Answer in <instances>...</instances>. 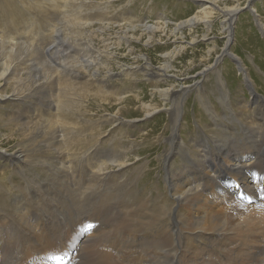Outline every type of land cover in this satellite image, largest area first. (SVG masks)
<instances>
[{"label": "rangeland", "instance_id": "obj_1", "mask_svg": "<svg viewBox=\"0 0 264 264\" xmlns=\"http://www.w3.org/2000/svg\"><path fill=\"white\" fill-rule=\"evenodd\" d=\"M118 1L114 0L115 4L112 3L109 8L119 6L121 3ZM145 1L140 7L131 5L124 10L130 12L129 15L141 8L145 10L142 16L144 14L146 17V26L157 23L156 18L163 16L166 27L154 33L140 31L138 28L127 33L132 35L130 44L135 55L141 54L148 61L137 60L139 74L136 79L139 82L135 86L130 82L131 86L127 87L123 96L116 92L120 84H111L105 88V99L98 96L97 100L107 101H100L101 104L78 101L77 107L71 109L69 121L62 120L53 108L46 106L49 102L63 100L59 91H63L66 81L60 78L51 84L41 82V79L46 80L42 75L44 70L55 75L59 73V66L53 63H46V68L41 66L43 56H40L39 51L34 50L32 53L29 37L27 40L20 38L21 42L17 46L20 45L11 54L7 44L9 40L6 37L1 39L0 73L4 68L1 63L6 60L16 62L19 66L14 63L9 76L0 80V95L23 97L35 94L38 99L34 104L26 97L21 102L13 99L0 102V148L8 156L16 151L25 156L20 165L0 162V223L19 227L25 221L27 225L23 227L30 229L29 234L34 241L38 240L37 234L41 228H58L59 231L55 237L50 236L54 239L45 238L46 242L44 238L39 239V242L42 241L36 253L27 251L29 255H26L27 252H23L26 253H22L25 258L13 264H65L63 260H71L72 252L67 251L66 255L59 251L54 253L51 244L57 241L55 246L61 250L66 239V244L89 241L92 247L103 252L96 256L110 255L108 258H112L111 264H251L248 259L253 251L251 238L237 233L234 228L237 213L241 211L234 206L236 200H231L225 189L211 187V173L207 168L196 174L191 172V165L203 155L202 147L204 144L209 145L213 136L211 133L223 134V138L234 134L233 140H237L238 120L249 115L248 109L244 107L250 91L259 97V102L264 100V0ZM205 4L213 7L211 16L195 22L191 32H188L186 26L181 28L182 32L174 31L176 23L194 19L198 15V5ZM252 9L256 17L251 13ZM151 10L154 12L149 15ZM67 19L70 20L69 17H59L55 27L60 30L61 38L67 35L66 40L72 51L71 47L63 48L59 40H56L54 45L57 46L52 58H55L56 64L62 65L63 54L79 62L88 53L91 60H97L94 68L102 75L104 71L98 63L108 61L105 59L108 54H103V46L99 37H95L94 27L84 28L82 38L71 37L70 28L75 31L78 29ZM87 31H93V34H87ZM112 31L116 30L113 28ZM112 31L106 33L113 35ZM106 41L113 43L115 40ZM35 47L41 48L37 44ZM223 51L230 54L231 58L224 56ZM108 52L114 54V63L109 61L107 66H102L105 71H113L108 75L112 82L118 78L121 66L129 67L134 60L122 47L110 46ZM220 54L223 58L217 62L216 57ZM27 59L31 62L28 65ZM145 63L149 64L146 75V71H143ZM237 63H241L240 73L235 66ZM57 67L58 71L55 70ZM153 71L165 81L148 80ZM80 72L82 76L72 83L81 84L89 80L84 71ZM244 73L245 76L242 75ZM259 80L263 84H259ZM85 83H89L91 88L102 86V83L100 85L93 81ZM66 85L69 86L70 82ZM79 93L83 95L82 91ZM81 104L83 109L78 118L76 110ZM153 110L156 113L145 117ZM246 111L248 115H245ZM213 114L217 116V119L214 118L216 122L211 118ZM88 123L95 129L101 150L110 149L112 154H123L119 146H115L122 141L126 142L124 151L127 153V158L122 155L124 158L120 157L121 160L113 162V165H119L107 167L103 175L97 173L99 178L92 183L86 180V169L79 168L75 162L71 166L72 172L65 177L62 172L59 173L55 163L60 130L64 131L67 126L83 129ZM14 160L15 157L11 161L14 163ZM218 160L224 165L223 169L229 171L228 158L223 156ZM250 160H244V164ZM172 179H175L176 184L170 188L169 181ZM232 179H235L234 176L229 174L224 181L232 183ZM197 182L201 186H195ZM89 186L101 197H94L96 204L86 201L85 206L84 192L87 191L85 187ZM188 186H192L193 190L188 192L186 198L193 196V204H187L186 200L178 203L176 197L180 198ZM79 203L85 206L83 210L87 212L80 218ZM171 222L177 227L173 228ZM194 234L199 235L197 240L193 239ZM87 256L94 259L93 248H88ZM0 264L3 263L0 261Z\"/></svg>", "mask_w": 264, "mask_h": 264}, {"label": "bare ground", "instance_id": "obj_2", "mask_svg": "<svg viewBox=\"0 0 264 264\" xmlns=\"http://www.w3.org/2000/svg\"><path fill=\"white\" fill-rule=\"evenodd\" d=\"M144 1L145 0H119L118 3H121L119 6L109 8L112 5V3L115 4L114 0H0V26H1L0 32L2 34L1 35L2 37L0 36V41H1V39H3V37H6V39L9 40L7 44L10 46V54H11V53H14L15 50L20 45L19 44L17 46V44L19 42H21L20 38H25L27 40L29 37L31 40V41L29 40V43L32 42L30 45V47H31L30 50H32V53H34V50L37 52L39 51L40 56H43L42 60H41V62H42L41 66L46 68L48 63H53L55 66H59V73L56 72V74L54 73L55 75H52L53 74L52 73L51 74L52 76L49 74L48 71L44 70L42 75H44V77H45L44 79H46V80L41 79L42 80L41 82L43 84H44V82H48L49 84H51L52 81H55V80L58 81V79H60V78H62V80L66 81L65 84L63 85L64 86L63 91L65 90V93L62 91V89H61V91H59V94L62 95L63 100L62 101L58 100L59 103H58V101H56V103L49 102L48 105H46V106H47V108H53L56 111V114H59L58 117L61 118L62 120L69 121L71 109L77 107L78 101H80V100L82 102L84 101L83 103L97 102V104H101V102H107L106 100H104L105 97H103V96L106 95L105 88L107 89V87L110 86L111 84L117 83V85H118V83H119L120 86H119V88L117 87L116 92H118L120 95L122 94V96H123V94L127 90V87L131 86L130 82L132 84H134V86L136 85L135 83L139 82V80L136 79L137 75L139 74V70H138L139 66H136V65H139V63L137 64V62H138L137 60L141 59L142 62H148V61H147L146 57L142 56L141 54L140 55L137 54V56L135 55V51H133V46H131V44H130L132 42V40H131L132 35L129 36L127 33L130 30L133 31V30H136L137 28L140 31H150L151 33H154V32L164 30L166 27V22H164L165 18L163 16H160V18H158V17L156 18L157 20H155V21H158L157 23H152V24H149L148 26H146L148 24V23H144L146 17H144V14L142 16V12L145 10H143L141 8V10H137V12L133 15H129L130 12H128L127 10H124V9H126V7L131 6V5H133V6L138 5V7H140V6H142ZM150 1H153V0H150ZM176 1H178V0H176ZM191 1H193V0H191ZM200 1L201 0H199L197 2H200ZM208 2H211V1H208ZM192 3H194V2H192ZM85 5H87L86 8H84ZM168 5H171V4H168ZM209 5H210V3H209ZM122 6H123V8H121ZM198 6L199 7H197V9H198L197 14L202 15V16L197 15V16H194V19L192 18L189 20H185V21L176 23L174 28H173L174 31L180 30V32H182L181 28L186 26L189 29L188 32H191L192 29L194 28L193 25L195 24V22H197L198 20H203V19L206 20L207 17L212 15V11H213L212 6L211 7L206 6V4L205 5H198ZM149 8H151V7L149 6ZM77 9H79V11H75ZM153 12H154V10L153 11L151 10V12H149L150 13L149 15H152ZM251 13L254 14L256 17L255 11L253 9L251 10ZM74 14H76V15H74ZM59 17H62V19L69 17L70 20L67 19V22L73 23V26H75L78 29V31H75V30L70 28L69 33L71 34V37L73 36V37H79V38L81 37L82 38L81 35H84L83 34L84 28L94 27L95 32H96L95 37L96 38L99 37V39L102 43L103 54H108L107 58H105V59H108V61L105 62L103 60L102 63H98L99 66L101 67L102 71H104V72H101L102 75H100V73L98 74L97 70L94 68V67H96L97 60L96 61L91 60V58L88 57V53L85 54L86 55L85 59H81L79 62H77L74 57H70L69 55L63 54L62 57H64V63H63L64 65L63 64L61 65L58 63L56 64V62L54 60L55 58H52V56H54V52H55L54 50L56 49V46H57V45H54L55 41L59 40V42L63 45V48L64 47H71L70 43L66 40L67 35H65L66 37H64V35H62V38H61L59 36L61 33L60 30L56 29V27H55L56 26L55 22L56 21L58 22ZM203 17H205V18H203ZM113 28L116 31H112ZM258 29L262 30L260 28H258ZM110 31L113 32V35L106 33V32H110ZM87 34H93V31L92 32L87 31ZM120 35H124V36L121 37ZM88 38H90V36ZM107 39H114L115 41L113 43H107V41H106ZM137 41L138 40H136V42ZM35 44L40 45L41 48H39V47H38L39 49L36 48ZM190 44L191 43H188V45H190ZM110 46L116 47V48L122 47V49L124 51L127 50L128 54L130 56H132L133 60H134L130 65V66H132L131 68H130V66L128 67L126 65L121 66L122 69L119 72V74L117 75L118 78L112 82H110L111 80L108 79V75L113 71H110V69L105 71V68L102 66V65L107 66L109 64V61L114 63L113 62L114 54L108 52ZM71 51H72V47H71ZM222 53L224 56L231 58V55L228 54L226 51H223ZM7 58H9V57H7ZM70 58H71V60L67 61ZM222 58H223V56H222V54H220L216 57V61L221 62ZM47 59H49V60H47ZM24 60H25V58H24ZM14 63H16V62H12L9 60H6L5 62L1 63V65L4 68H3L2 72L0 73V80H5L7 78V76H9L11 69L14 67ZM30 63H31L30 60L27 59V65ZM237 64L235 66H236L238 72L240 73L242 71L241 63H237ZM65 65H67V66H65ZM145 65L146 66H144L143 71L144 70L146 71V73H145V75H146V74H148V71L146 70V68H147V66H149V64L145 63ZM15 66H19V65H17V63H16ZM49 67H50V64H49ZM36 70H38V69H36ZM55 70L58 71V67ZM80 71H84L89 80H87V81L84 80V82L81 84L78 82L72 83V81L74 79L80 78L82 76ZM242 75L245 76V73ZM37 77L41 78L42 76H37ZM151 79L154 82H161L162 83L163 81H165V80H163L162 76L158 75L157 73L155 74L154 71H153L152 75L150 73V77L148 80H151ZM89 81L90 82L91 81L96 82V84H100V85L102 83V86H105V87L97 86V87L91 88V85L89 83H85V82H89ZM68 82H70L69 86L66 85V83H68ZM258 82H259V84H263V82L261 80H259ZM259 84H258V86H259ZM37 85H39V84H37ZM111 88H112V86H111ZM114 88H116V87H113V89ZM45 89H46V87L43 88V90H45ZM129 90H130V88H129ZM80 91H82L83 95H80V93H79ZM46 94H47V92H46ZM100 95L104 99L97 100L98 96H100ZM13 97H9V96L5 97V96L0 95V102H1V100H8V99H11V101L13 99V101H15V102H17V101L21 102L22 99H24L26 97V99H29L31 104H34V101H36V99H38V97H36L35 94H32V95L27 94V96H23V97L15 95ZM258 98L259 97L256 94H254L252 91H250L249 98L245 102V107H244L245 109H248L249 115L247 114V111H246L245 115L247 114L248 116L247 117L245 116V118L242 117L243 119L240 118L238 120L239 121V130H238V135L236 133V136H237L236 139L237 140H235V141L233 140L234 137L232 135H234V134H230V137L225 136L223 138V136H222L223 134L221 135L218 132H217L218 134L211 133L213 136H211V138L209 140V145L204 144V146L202 147L203 148L202 149L203 155H200V159H198L197 162H193V164L191 165V167L193 168L191 170V172H196V174H198V173L200 174L203 169L207 168L208 171L211 173L210 174L211 177L209 179V184L211 183V187L213 189L216 188L219 190L225 189V191H228L227 192V195H229L228 197L231 198V200L233 199V201H234V199L236 200L237 203L235 202L236 204H234V203H232V204H234V206H236V208H239L241 211L237 213L236 225H234V228L237 229V233H239V234L242 233L246 237L251 238L250 243H251V247H252L253 251H252V254L248 257L251 264H264V100H263V102H262L263 104H262L261 102L258 101L259 100ZM86 100H88V101H86ZM73 103L75 104L74 107H72ZM82 109L83 108H82V104H81L79 109L76 110V112L79 113L78 118H80L79 116L81 115L80 112H82L81 111ZM242 111H244V110H242ZM173 112H175V111L173 110ZM89 113H90L89 115H92L91 112H89ZM153 113H156V112H154V110H153L150 113H148L145 117H150ZM173 115H174V117L172 118V121H173V125H174L175 124V120H174L175 113ZM242 115H244V114H242ZM212 117H213V119L215 117L217 119V116L214 114H213V116H211V118ZM231 117H232V115H231ZM238 118L239 117H237V119ZM216 119H214V122H216ZM82 128L83 129H81L79 127H75V126L72 128H69L67 126L64 131L60 130V132L58 134V137L60 139L58 140V142H57L58 144H57V147L55 149L57 151L55 163L58 166L59 173L62 172L63 177H65L66 174H70L72 172L71 166L73 165L72 163L75 162L79 166V168L84 167L86 169V171H85L86 180L88 183L89 182L92 183L94 180H97L96 178H99V175L97 173H100V175L101 174L103 175L104 172H106L108 170L107 167L113 168L116 165H119L117 163H116V165H113V162H117V160H121L120 157H122V155L126 156L127 153H125V151H124V149H125L124 145H126V142L120 141L115 145V146H119L121 151H123L122 152L123 154H117L114 152L112 154L110 149L101 150L99 148V147H101V145L98 142L95 129L93 128L91 123H88V125L86 127H82ZM220 128H221V126H220ZM222 132H223V130L221 131V133ZM217 136H219V137H217ZM121 140H123V139H121ZM111 146H112V144H111ZM204 148H205V150H204ZM207 149L209 150L208 152H207ZM204 152H205V154H204ZM0 153H3L2 154L3 157L0 156V162H2V163L6 162L10 165L11 164H17V165L19 164L20 165V163H23V161H24L22 158L25 157L24 154L20 151H16L12 155L8 156V153H6L5 151H3L0 148ZM223 156L228 158V161L230 163V167H228L229 171H225L223 169L224 165L220 162V160H218L220 157L223 158ZM13 157H15V159H16V160H14V163L11 161L13 159ZM122 158H124V156ZM126 158H127V156H126ZM249 159H251L249 161V163L244 164V162L246 160H249ZM229 174H231L235 178V179H232L233 180L232 183H230L229 180H228V182L224 181L226 178V175H229ZM222 179H223V185H222ZM174 180L172 179L169 181V187L170 188H173V186L176 184V181H174ZM104 181H107V180L105 179ZM41 184H42V182H41ZM195 184H196L195 186H198V187L201 186V184H199L198 182ZM87 185L88 184H85L84 186H87ZM95 187L97 188V186H95ZM90 188H91L90 186L85 187V189L87 190L84 192V194H86L85 195L86 200L84 202L85 206H87L86 201H88L89 204H91L92 202L95 203L96 199H94V197L98 196V193H96L95 191H92V188L91 189ZM191 188H192V186H188V188L185 189V191L182 193V195L179 196L180 198L176 197L175 200L178 203H180V200H183L184 202L186 200L187 204H189V205L193 204V200H194L193 196H190V197L188 196V198H186V195H188V192L193 190ZM194 189H196V187ZM100 197L101 196L99 195L98 199ZM173 197H174V195H173ZM226 198H227V196H226ZM101 200H102V198H101ZM80 202H81V200H80ZM79 204H80L79 205L80 211H79L78 215L80 218V217H84L85 216L84 214H86L87 212H84V210H83L85 206H83L81 203H79ZM168 209H170V206ZM164 210L165 209L162 208L163 212H164ZM11 222H9V224ZM22 223L23 224L20 225L19 227L17 225H14V224L1 225V223H0V261L3 264H13L14 261L16 262L18 259H22V257L25 258V256H23V255H25L26 253L24 254L23 252L30 251L31 253H34V251H35V253H36V248H37V246L40 245V243L42 241L41 240L39 242L38 240L44 238V241L46 242V239L47 240L54 239L53 237L50 238V236H54L56 234V232L58 231V228L57 229L56 228L44 229V228H41V226H40L41 229L40 228H38V229H40L41 232L39 234H37L39 236L38 240L34 241L33 237L30 236V234H29L30 229H28V227H23L24 225H27V223L25 221H22ZM15 224H17V223L15 222ZM171 225L173 228L177 227V225H174L172 222H171ZM69 228L70 227H68V229ZM180 229H182V228H180ZM72 231H70V232H72ZM32 233H33V231H32ZM58 233H59V231H58ZM64 234H65V232H64ZM67 235H68V233H67ZM194 236L195 237H193V239L197 240L199 235L194 234ZM57 239H58V237H57ZM66 240L68 241V239H66ZM66 240L63 241L61 250H58V247L55 246L56 245L55 243L57 241L54 240V243L52 241L53 244H51L54 253L59 251V253H64L66 255L67 251L72 252L71 254L73 256H72L71 260L69 258H67L66 260L65 259L63 260L65 262V264H68V263H70V264H84V263L88 264L89 262L90 263L93 262V264H111L110 262H112V258L111 257H110L111 259L108 258L110 255H106L108 257H104L103 255L96 256V255L103 253V252H99V249L97 247H92L89 244V241L83 240L82 242L80 241L81 243H75V244L68 243V244H66L67 243ZM102 242H103V240H102ZM88 248L94 249V252H95L94 259L93 258L90 259L87 256ZM50 251H52V250H50ZM22 253H23V255H22ZM84 254H86V255H84ZM26 255H29L28 252ZM173 258H174V256H173Z\"/></svg>", "mask_w": 264, "mask_h": 264}, {"label": "water", "instance_id": "obj_3", "mask_svg": "<svg viewBox=\"0 0 264 264\" xmlns=\"http://www.w3.org/2000/svg\"><path fill=\"white\" fill-rule=\"evenodd\" d=\"M248 7H249V4L247 3V4H246V9H248ZM244 9H245V8H244Z\"/></svg>", "mask_w": 264, "mask_h": 264}]
</instances>
